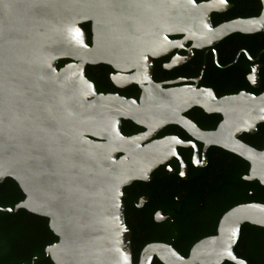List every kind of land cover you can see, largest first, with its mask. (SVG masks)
<instances>
[{
  "label": "water",
  "instance_id": "1",
  "mask_svg": "<svg viewBox=\"0 0 264 264\" xmlns=\"http://www.w3.org/2000/svg\"><path fill=\"white\" fill-rule=\"evenodd\" d=\"M261 3L259 16L214 27L211 13L231 9L227 0H0V183L13 179L25 196L3 210L25 209L49 220L58 242L45 252L54 264H133L122 188L160 158L121 134L122 119L151 134L178 124L246 159L250 178L264 180V150L237 139L264 121V93L217 99L212 90L165 89L152 79L154 60L187 41L188 55L173 57L166 69L187 62L193 48L263 32ZM61 60L70 62L58 68ZM100 64L118 73L111 77L117 86L138 85L140 100L98 93L85 68ZM193 107L222 114L218 130L203 133L186 119L183 113ZM244 223L264 228V205L229 210L218 235L195 245L187 258L153 245L139 264H151L154 254L163 264H246L233 251Z\"/></svg>",
  "mask_w": 264,
  "mask_h": 264
},
{
  "label": "flooded vegetation",
  "instance_id": "2",
  "mask_svg": "<svg viewBox=\"0 0 264 264\" xmlns=\"http://www.w3.org/2000/svg\"><path fill=\"white\" fill-rule=\"evenodd\" d=\"M206 1L209 0L197 2ZM231 9L212 12L213 26L242 18L234 16ZM261 11L246 18L257 17ZM85 24L90 26V23ZM170 39L183 40L184 36L173 35ZM263 39L264 31L231 34L213 46L193 48L187 62L166 69L165 65L173 57L188 55L192 42L187 41L182 49L154 60L152 79L165 89L196 86L212 90L217 99L242 92L258 96L264 93V47L258 46ZM199 58L202 67L197 75L176 74L177 69L192 65ZM157 62L164 70L160 75L156 73ZM208 67L210 75L215 73L222 78H206ZM92 70L94 74H99L100 69L96 66ZM109 71L107 83L96 84L88 78L98 93L140 100L142 90L138 85L119 87L111 80L118 73L110 66ZM252 76L257 77L252 79ZM183 116L203 133L216 132L224 120L222 114L207 113L200 107L190 108ZM148 131V128L132 120H121L120 132L125 138L136 139L138 148L160 158L154 168L141 175L142 178L122 188L124 220L131 231L133 264H139L144 250L153 245L169 246L187 258L195 245L218 235L219 222L229 210L248 204L264 205V180L250 178L251 164L246 159L211 144L205 136L178 124L165 125L153 134ZM237 139L256 150H264V121L256 124L255 132L244 131ZM122 157L124 154L118 153L117 158ZM233 251L246 264H264V228L244 223ZM39 259L35 257L32 262ZM151 264L163 263L154 254ZM221 264L236 263L225 260Z\"/></svg>",
  "mask_w": 264,
  "mask_h": 264
},
{
  "label": "trees",
  "instance_id": "3",
  "mask_svg": "<svg viewBox=\"0 0 264 264\" xmlns=\"http://www.w3.org/2000/svg\"><path fill=\"white\" fill-rule=\"evenodd\" d=\"M227 1L234 5L231 13L236 17L246 18L258 15L262 8L261 0ZM81 27L87 32L90 42V26L82 24ZM258 44L259 48L264 47V39L262 43ZM68 61L61 60L58 68L64 66ZM191 64L182 69H177L176 74L197 75L202 67V60L199 58ZM93 67L95 66H86L87 78L96 84L107 83L109 81V66L96 65L100 69L99 74L93 73ZM156 69V73L159 75L164 72L161 63H156ZM208 70L209 67L206 68V78L211 77L215 80L222 78V75L219 74L212 73L210 75ZM24 198L19 185L13 179L6 178L0 183V264H54L45 252L48 245L58 241L57 236L49 228V220L25 209H20L15 213L3 210L14 209ZM35 257L40 259L32 262Z\"/></svg>",
  "mask_w": 264,
  "mask_h": 264
}]
</instances>
